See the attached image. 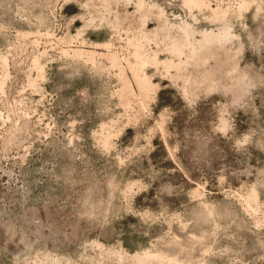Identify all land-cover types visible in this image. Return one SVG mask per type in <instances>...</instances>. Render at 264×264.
Listing matches in <instances>:
<instances>
[{
	"label": "rangeland",
	"instance_id": "1",
	"mask_svg": "<svg viewBox=\"0 0 264 264\" xmlns=\"http://www.w3.org/2000/svg\"><path fill=\"white\" fill-rule=\"evenodd\" d=\"M186 1L0 0V264H264V0Z\"/></svg>",
	"mask_w": 264,
	"mask_h": 264
},
{
	"label": "bare ground",
	"instance_id": "2",
	"mask_svg": "<svg viewBox=\"0 0 264 264\" xmlns=\"http://www.w3.org/2000/svg\"><path fill=\"white\" fill-rule=\"evenodd\" d=\"M192 1V0H191ZM190 1V2H191ZM187 2V1H186ZM190 2H187V5H188V7L190 8V7H192V5H191V3ZM193 2V1H192ZM192 9V8H191ZM146 34V33H145ZM178 45V44H177ZM173 49H177V47L176 46H174L173 47ZM180 50V49H179ZM155 65V64H154Z\"/></svg>",
	"mask_w": 264,
	"mask_h": 264
}]
</instances>
